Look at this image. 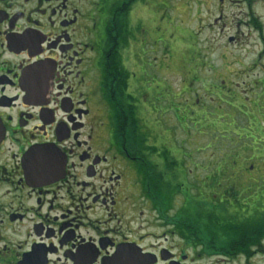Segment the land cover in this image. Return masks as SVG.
<instances>
[{"label":"flooded vegetation","instance_id":"af4514ba","mask_svg":"<svg viewBox=\"0 0 264 264\" xmlns=\"http://www.w3.org/2000/svg\"><path fill=\"white\" fill-rule=\"evenodd\" d=\"M159 1L0 0V264H264L262 234L179 232Z\"/></svg>","mask_w":264,"mask_h":264},{"label":"rangeland","instance_id":"374dc122","mask_svg":"<svg viewBox=\"0 0 264 264\" xmlns=\"http://www.w3.org/2000/svg\"><path fill=\"white\" fill-rule=\"evenodd\" d=\"M218 5V0H160L157 5L161 30L154 55L161 68L160 91L171 86L176 102L175 113L173 109L164 114L159 111L164 127L160 135L169 133L171 154L179 167L173 178L176 193L170 208H174L175 217L182 215L194 221L207 213V207L214 206L209 211L215 208L222 219L239 218V226L250 232L245 235H259L264 232V205L243 215L233 210L228 200L232 194L226 188L230 180L226 179L232 175L230 157L256 158V172L243 170L236 175V184L264 193V128L254 125L253 113L264 115V90L259 83L263 51L245 8L236 0H225L221 10ZM253 10L264 25V0H254ZM218 14L222 15L219 20ZM235 36L236 43L228 41ZM181 88L186 92L180 93ZM185 104H191V111ZM256 120L264 122L261 115ZM252 124L255 135L249 133ZM160 138L166 140L165 133ZM222 157L226 158L224 163ZM250 164L245 163L247 167ZM217 168L220 172L216 176ZM221 193L223 198L218 201ZM187 197L191 205L185 204ZM198 199L204 203H197ZM207 220L202 234H209Z\"/></svg>","mask_w":264,"mask_h":264},{"label":"trees","instance_id":"16d2710c","mask_svg":"<svg viewBox=\"0 0 264 264\" xmlns=\"http://www.w3.org/2000/svg\"><path fill=\"white\" fill-rule=\"evenodd\" d=\"M248 113L252 114V112H248ZM253 113L256 115L255 120H254V125H256V126L260 125V126H263V128H264V122L262 120H260V121L256 120V118L260 115L264 118V115H262V113H260V115H259V113H257V112L256 113L253 112ZM232 121H234V120L231 119L230 123H232ZM234 123L235 124L232 123L233 126L237 127V123L236 122H234ZM246 126H247V124H246ZM245 127H244V129H245ZM249 128H250L249 133L251 135H253V134L255 135L256 134L254 132L255 126L253 128V124H252L251 126H249ZM242 135H240V136H242ZM230 158H231V160L229 162H230L232 168L229 170L232 172V175L227 176L226 181H228V179H229L230 182L229 183L226 182V188L230 189V191H231L230 193L232 195L229 197L228 200L231 204L230 206L231 207L233 206V208H234L233 210H235V211L239 210L241 212L240 214L243 215V212H245V211L249 212L250 209H256L258 204L264 202V193H263V195L257 194L255 192H253L254 188L252 186H243L242 187L240 184L239 185L236 184V182H237L236 175L238 173L240 174L243 170H246L248 172L249 165L247 167L245 165V163H246V161H249V160H247L248 158L238 157V154H237V156L230 157ZM250 158H252V157H250ZM174 161H175V159L172 158V162L170 163L171 166H176ZM220 161H222V163H224L223 161H226V158L222 157ZM219 172H220V170H219V168H217L216 176L219 175ZM245 184H247V183H245ZM254 187H255V189H259L255 185H254ZM214 194H216V193H214ZM217 196H218V201L223 198L222 193L218 194ZM254 198H256V200ZM186 199H185V204L191 205L190 199L188 197ZM196 202L197 203H199V202L204 203L203 200H201V199L196 200ZM206 203H207V201H205V205H207ZM254 205H256V206L253 207ZM211 207H214V206L207 207L208 208L207 213H205L204 215H203V213L200 214L201 216H198V218L195 219L194 221L191 218H187V217L182 216V215H176V219L182 221L180 224H178L179 225L178 226L179 232L182 234H185V235H195L198 237L213 236V234L215 236L234 237V236L245 235V233L246 234L250 233L247 228L246 229L244 228V230H245L244 231L243 228L241 226H239V224L242 222L241 220H239V218L236 217L235 219L234 218H231V219L223 218L222 219L221 216L219 217V215L216 214L215 208H212V211H209V208H211ZM202 212H205V210H203ZM206 218H208V220ZM206 220L209 223L208 224L209 234H202V228L201 227L205 223ZM222 233H224V235ZM260 234H264V232L260 233ZM223 241H224V244H227L229 246H232L234 244L238 245V243H240L239 240L235 241V239H232V238H228V239L223 240Z\"/></svg>","mask_w":264,"mask_h":264}]
</instances>
